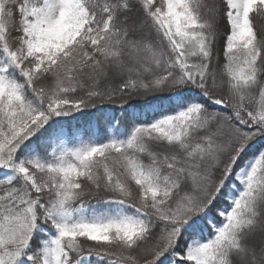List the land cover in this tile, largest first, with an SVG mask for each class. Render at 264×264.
<instances>
[{
  "label": "snow or ice",
  "instance_id": "6c2138e0",
  "mask_svg": "<svg viewBox=\"0 0 264 264\" xmlns=\"http://www.w3.org/2000/svg\"><path fill=\"white\" fill-rule=\"evenodd\" d=\"M0 264H264V0H0Z\"/></svg>",
  "mask_w": 264,
  "mask_h": 264
},
{
  "label": "trees",
  "instance_id": "16d2710c",
  "mask_svg": "<svg viewBox=\"0 0 264 264\" xmlns=\"http://www.w3.org/2000/svg\"><path fill=\"white\" fill-rule=\"evenodd\" d=\"M104 106L107 107V108H112L113 107L112 105H108V104H105ZM117 115L119 116V115H121V113L119 111H117ZM87 199H88V202L91 205H97V199L91 198V197H89Z\"/></svg>",
  "mask_w": 264,
  "mask_h": 264
}]
</instances>
